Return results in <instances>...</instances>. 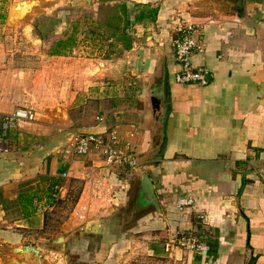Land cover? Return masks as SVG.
<instances>
[{
  "label": "crops",
  "instance_id": "1",
  "mask_svg": "<svg viewBox=\"0 0 264 264\" xmlns=\"http://www.w3.org/2000/svg\"><path fill=\"white\" fill-rule=\"evenodd\" d=\"M21 1L31 0H0V122L20 108L36 120L13 129L0 154V264L23 259L17 249L26 246L41 264H67L76 251L90 264H124L127 245L182 264H264V0H245L241 19L224 0H40L22 19ZM114 11L118 37L129 23V49L104 41L108 30L95 34ZM188 26L202 47L191 65L206 85L176 81L174 42ZM73 34V49L52 56ZM166 91L168 110L154 111L152 99ZM82 134L116 136L150 175L162 215L145 213L143 201L129 206L137 170L110 167L96 151L64 155ZM160 134L162 154L147 157ZM73 184L72 214L53 233ZM184 198L194 205L181 212ZM178 232L206 250L166 253Z\"/></svg>",
  "mask_w": 264,
  "mask_h": 264
},
{
  "label": "built area",
  "instance_id": "2",
  "mask_svg": "<svg viewBox=\"0 0 264 264\" xmlns=\"http://www.w3.org/2000/svg\"><path fill=\"white\" fill-rule=\"evenodd\" d=\"M197 33L198 31L194 27L188 26L182 32L181 37L174 42L175 59L181 66V71L176 75L178 83L207 84L206 73L194 70L191 65L192 54L197 49H202L193 39V36ZM35 120L34 111L27 108H20L13 114L4 117L0 122V154L5 151V139L13 129L33 123ZM99 120L103 121L102 118H99ZM93 151L102 154L105 163L109 166L120 167L128 165L133 169L138 167L136 159L126 151H123L114 135L110 139H105L95 134L77 135L64 150L65 154L72 153L75 156H86ZM64 176L66 175L64 174ZM193 205L194 201L191 198L179 199L177 203V207L181 212ZM176 249L186 250L191 253H201L206 250L196 237L182 232H178L165 245V252L168 254L174 253Z\"/></svg>",
  "mask_w": 264,
  "mask_h": 264
},
{
  "label": "water",
  "instance_id": "3",
  "mask_svg": "<svg viewBox=\"0 0 264 264\" xmlns=\"http://www.w3.org/2000/svg\"><path fill=\"white\" fill-rule=\"evenodd\" d=\"M229 4L228 9L233 16H236L237 18L241 19L245 16V0H224ZM87 5H91V0H86ZM40 5V0H31V1H21L16 3L14 6L16 8L22 9V19H25L28 15H31L34 9H36ZM162 75L164 78V85L166 83V71L165 68L162 70ZM163 104V106H166L168 110L169 106V95L168 92L164 93V95L161 98L154 97L152 99V106L154 111L157 110L159 105ZM164 117L166 113H163ZM161 138L154 140V143L152 144L151 148L148 151L147 157H154L161 155L163 152V147L165 144V136L163 134H160ZM136 176L138 177V184L137 188H135L133 192V196L131 197L129 206H132L136 203L137 200L140 202L143 201L142 204L146 206V211L156 212L158 215H162L160 202L158 200V197L156 195L154 182L152 181L150 175L143 170L136 171ZM58 243H63V237L60 236L57 240ZM17 253L21 254L23 256V259H19L14 262H10L8 264H34V263H42V257L39 253V251L32 246H26L23 248H18Z\"/></svg>",
  "mask_w": 264,
  "mask_h": 264
},
{
  "label": "rangeland",
  "instance_id": "4",
  "mask_svg": "<svg viewBox=\"0 0 264 264\" xmlns=\"http://www.w3.org/2000/svg\"><path fill=\"white\" fill-rule=\"evenodd\" d=\"M53 24H54V22L52 20H48V22L42 23L41 25H44L45 26L44 29L46 31H48V30L52 29ZM84 24H85V27H86L87 26V22H85ZM128 154L131 155L130 153H128ZM64 155L65 156H75L72 153L65 154V152H64ZM131 156L133 158H135L133 155H131ZM99 157H101V159H103V162L105 161V159L102 157V154L99 155ZM136 161H137V159H136ZM110 167H115V166H110ZM115 168H117V167H115ZM119 168H122L125 172H126V170L134 171V169L129 167L128 165H123V166H120ZM138 169H139V167L135 168V171L138 170ZM72 187H74V188L69 193L68 201H64V198H62V197L59 198V203H58L59 207L58 208H60V210H57L59 212L56 214V217L58 219H56V221L53 222V224L50 226L51 227V231L53 233L56 232L57 231L56 228L59 227V223L58 222H62L63 220H67L69 218V216L72 214V209H73L72 206H74V204L76 202L77 194L79 193L80 185L79 184H73ZM134 216H136V214ZM111 219H113L112 220V224H116L117 223V218L115 219L114 217H111ZM118 221H119V219H118ZM130 222H132V221H127L128 224ZM120 225L121 224H119V226ZM117 227L118 226L116 225V228H114L113 231H114L115 236L118 238V236L120 235L119 234L120 231H119V229ZM130 227L132 228L133 226L130 225ZM79 233L82 236V233L81 232H79ZM111 237H114V236L111 235ZM134 238L135 239H138V238L140 239L139 235H137V234H135ZM97 241H98V239L96 238V242L95 243H97ZM95 243H93V244H95ZM117 249H118V247H117ZM125 249H126V251H125L126 252L125 253L126 258L123 260L125 262L124 264H182V260H179L180 258H176V256H170V257H166V258H159V257H156V256H151L144 250V248H141V247H138V246H135V245L134 246L127 245V247ZM184 251L188 252L186 250H181V252H184ZM81 252L82 251H76L75 252L76 254H74L72 256H68L67 264H90V261L92 259L91 258H86V255H84L85 253L82 254ZM174 253H176V252H174ZM119 261L120 260H118V259L116 260V262H119ZM119 264H123V263H119Z\"/></svg>",
  "mask_w": 264,
  "mask_h": 264
},
{
  "label": "trees",
  "instance_id": "5",
  "mask_svg": "<svg viewBox=\"0 0 264 264\" xmlns=\"http://www.w3.org/2000/svg\"><path fill=\"white\" fill-rule=\"evenodd\" d=\"M120 11H121L122 15H126V6L125 5L121 6ZM150 12L155 14L156 9H154ZM116 14H117V12L114 11L115 16L110 17V18L108 17V20L105 23L101 22V24H99L98 29L96 30L95 34L97 36H99L100 30L102 32L104 30H108L110 33L108 38H106L104 36L105 34L103 33V36H104L103 40L104 41H108V40L114 38L116 41H122L124 43V46L129 49L131 47V44H132V38L127 33H125V30L129 27V23L126 21L125 26L123 28L124 35L123 36L121 35L118 37V34H119L118 31L120 30V27H119V25H116L117 22L115 23L114 21H116V19H117V21H119L118 19H120V18H119V15H116ZM142 14H141V16H142ZM75 44L76 43H75V38H74V34H73V36L69 37L68 39L61 40V41H58L57 43H55V45L52 48L50 53L52 54V56L66 55L68 51H71L73 49ZM84 135H88V134H84Z\"/></svg>",
  "mask_w": 264,
  "mask_h": 264
},
{
  "label": "bare ground",
  "instance_id": "6",
  "mask_svg": "<svg viewBox=\"0 0 264 264\" xmlns=\"http://www.w3.org/2000/svg\"><path fill=\"white\" fill-rule=\"evenodd\" d=\"M19 10H20V13L22 14V11H21L22 9L19 8ZM15 12H16V13L19 12V11H18V8H16ZM15 18H16V17H15ZM19 18H20V17H19Z\"/></svg>",
  "mask_w": 264,
  "mask_h": 264
}]
</instances>
